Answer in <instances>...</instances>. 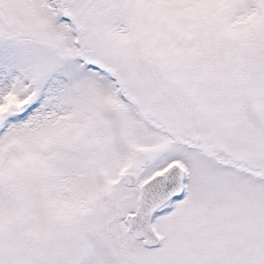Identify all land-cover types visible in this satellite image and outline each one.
<instances>
[{
  "label": "snow or ice",
  "instance_id": "snow-or-ice-1",
  "mask_svg": "<svg viewBox=\"0 0 264 264\" xmlns=\"http://www.w3.org/2000/svg\"><path fill=\"white\" fill-rule=\"evenodd\" d=\"M0 264H264V0H0Z\"/></svg>",
  "mask_w": 264,
  "mask_h": 264
}]
</instances>
